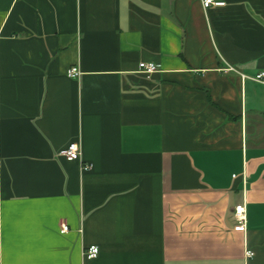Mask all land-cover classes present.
Masks as SVG:
<instances>
[{
	"label": "crops",
	"instance_id": "crops-1",
	"mask_svg": "<svg viewBox=\"0 0 264 264\" xmlns=\"http://www.w3.org/2000/svg\"><path fill=\"white\" fill-rule=\"evenodd\" d=\"M215 1L0 0V264H264V0Z\"/></svg>",
	"mask_w": 264,
	"mask_h": 264
},
{
	"label": "built area",
	"instance_id": "built-area-1",
	"mask_svg": "<svg viewBox=\"0 0 264 264\" xmlns=\"http://www.w3.org/2000/svg\"><path fill=\"white\" fill-rule=\"evenodd\" d=\"M203 9H208L210 7H223L225 4L223 2H218L215 0H200ZM159 66L152 63H141L138 66L139 73L149 76L155 72H157ZM227 71H234L233 68L228 67ZM81 75L80 71L77 68H71L67 72V76L70 79L77 80ZM256 82H264V71L257 74L254 78ZM59 156L63 157L65 160L69 162H82V152L79 144L72 143L65 150L59 153ZM91 166H82V171H89ZM234 217L236 220V226L234 227L235 231H244L247 223L246 218V209L244 205H238L234 209ZM69 232V228L67 224L61 222L59 225V233L64 235ZM99 253V248L97 246H89L83 250V257L85 260H94L97 258ZM253 252L247 251L245 253V258H252Z\"/></svg>",
	"mask_w": 264,
	"mask_h": 264
}]
</instances>
